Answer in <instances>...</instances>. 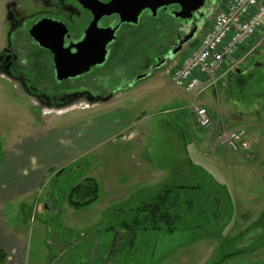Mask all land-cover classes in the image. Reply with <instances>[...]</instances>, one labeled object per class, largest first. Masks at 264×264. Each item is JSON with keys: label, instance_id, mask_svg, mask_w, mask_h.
<instances>
[{"label": "rangeland", "instance_id": "374dc122", "mask_svg": "<svg viewBox=\"0 0 264 264\" xmlns=\"http://www.w3.org/2000/svg\"><path fill=\"white\" fill-rule=\"evenodd\" d=\"M223 1L226 0H216L213 10ZM4 2L0 0V46L5 34ZM213 17L214 13L206 29ZM261 37L252 40V44L261 45L246 64L258 61L262 67L252 72L242 87L233 84L229 91L236 108L263 113ZM166 40L162 33L161 46ZM192 48L191 44L186 52L155 69L148 78L103 104L79 102L65 109H40L37 100L23 96L20 88L0 80V165L6 153L9 158L12 146L19 152L17 144L21 143L26 153L22 157L26 171L38 173L37 180L33 173L32 187L35 182L38 184L24 198L16 199L2 210L10 231L25 242L17 264H91L93 252L98 256L107 252L122 220L135 216L134 210L141 203L149 202L168 186L186 187L181 190L182 200L192 202L194 208L183 210L173 233L140 234L129 255L135 260L132 264H220L227 255L241 251L249 255L253 250L252 264L264 259V230L250 229V235L239 237L240 230L234 229L229 234L231 230L222 228L216 220L218 197L205 186L202 190L195 188L198 184L205 185L199 172L207 162L196 145L197 138L205 131L197 127L189 106L209 104L217 108L226 96V86L217 84L194 97L171 84L172 70ZM154 56L146 53L148 58ZM130 65L124 63L107 85L98 84L99 89L107 91L129 81L135 70L126 69ZM35 136L43 141L42 149L33 144ZM57 158H63L65 163L46 166ZM137 164L149 172H160L158 183L137 185L136 176L141 170ZM86 179L95 181L98 198L92 204L74 209L67 202L69 193ZM257 233L260 234L255 236ZM125 250L121 257L128 256ZM95 264H99L98 259Z\"/></svg>", "mask_w": 264, "mask_h": 264}, {"label": "flooded vegetation", "instance_id": "af4514ba", "mask_svg": "<svg viewBox=\"0 0 264 264\" xmlns=\"http://www.w3.org/2000/svg\"><path fill=\"white\" fill-rule=\"evenodd\" d=\"M4 1L0 80L37 100L40 109L103 104L134 87L137 79L153 73L158 60L166 65L168 53L194 30L195 40L177 55L197 41L207 30L215 3L205 1L202 20H182L174 16L179 7H161L160 0ZM162 33L167 37L164 46ZM101 53L104 61L97 64ZM126 62L131 64L126 69L135 68L129 81L99 89L98 84L107 85Z\"/></svg>", "mask_w": 264, "mask_h": 264}, {"label": "crops", "instance_id": "0c3cea01", "mask_svg": "<svg viewBox=\"0 0 264 264\" xmlns=\"http://www.w3.org/2000/svg\"><path fill=\"white\" fill-rule=\"evenodd\" d=\"M258 32L261 33L260 36ZM258 32L250 41L241 46L232 58L224 60L217 84L226 86L224 92L226 96L219 103V106L215 108L209 104H200L207 110L216 131L222 127L231 131L244 130L246 133L245 141L249 149L239 148L237 152H231L226 148L216 146L213 151H210L214 142V133L211 132H203L200 138L196 140L197 151L207 164L205 168H200L201 172H199L204 177L205 185L198 184L195 188L205 186L212 191L214 196L218 197L215 203L218 208L217 223L222 228L231 230L229 234L234 229H239L241 231V233L238 231L239 237L242 234L245 236L249 234L250 229L264 230V199L258 200L264 198V168L261 169L262 164H264V125H262L264 120H260L264 118V112H250V110L245 111L236 108V102L232 101V93L229 91V87L233 84L242 87L250 78L251 73L262 67L258 61H254L252 65L246 64L251 53L255 52L258 45H261V43L252 44V40L258 41V38L263 35L261 38L264 42V21ZM197 43L196 41L192 43L193 48L196 47ZM205 82L206 80L203 79L204 84ZM206 90L204 85L201 93L203 94ZM39 139V136H35L32 142L37 145V148L42 149L44 143L43 141L40 142ZM17 145L19 152H15L14 146H12L9 158L6 153L5 159L1 161L0 165V251L5 253L6 260H10L9 264H17L21 260L25 242L20 239V236L10 231L3 219L2 210L15 202L16 199L24 198L38 184L35 182L32 187L34 172L29 174V169L26 171L27 166L23 163L22 158L26 157L23 156L26 153L21 149V143ZM64 163L63 158H57L52 164L48 163L46 166H60ZM137 165L141 167L138 176H136L137 185L142 184L144 186L147 183L152 186V184L158 183L161 176L160 172H149L141 164ZM34 174L37 180L38 173L35 172ZM169 187L177 188V186H168L167 188ZM130 218L132 217H126L122 223L123 221L127 222ZM258 234L260 233L255 236ZM94 253L96 252H93L91 259L93 264L98 259ZM254 253L255 250L250 251L249 255L243 252L227 260H222L220 264H242L245 261L252 264ZM99 257L106 260L108 255L104 252L99 254ZM254 264H264V259Z\"/></svg>", "mask_w": 264, "mask_h": 264}, {"label": "built area", "instance_id": "2783aa9c", "mask_svg": "<svg viewBox=\"0 0 264 264\" xmlns=\"http://www.w3.org/2000/svg\"><path fill=\"white\" fill-rule=\"evenodd\" d=\"M213 13L211 26L201 33L197 46L186 53L170 75L171 84L194 97L204 85L205 88L217 85L224 60L232 58L262 26L264 0H226ZM189 113L199 129L214 133L210 151L216 146L231 152L249 149L244 130L222 127L216 131L207 110L198 104L191 103Z\"/></svg>", "mask_w": 264, "mask_h": 264}, {"label": "trees", "instance_id": "16d2710c", "mask_svg": "<svg viewBox=\"0 0 264 264\" xmlns=\"http://www.w3.org/2000/svg\"><path fill=\"white\" fill-rule=\"evenodd\" d=\"M186 188H166L157 196L147 203H141L134 210V215L127 222L120 223V230L116 234L114 242L107 248L106 260L98 256L99 264H132L135 260L130 258V254L134 250L137 238L140 234L148 231L173 233L175 224L183 217V210H192L193 203L190 201L183 202L182 191ZM202 190L201 187L198 188ZM97 185L93 179H86L82 185L75 186L69 193L67 202L70 207L79 209L86 205L94 203L98 198ZM215 199V203H216ZM217 207V205H216ZM122 243L120 244V242ZM127 251H126V250ZM126 251V258L121 257L123 251ZM244 251L227 255L224 260L237 256ZM117 258L124 259L118 262ZM6 260V255L0 251V264Z\"/></svg>", "mask_w": 264, "mask_h": 264}, {"label": "water", "instance_id": "95a60500", "mask_svg": "<svg viewBox=\"0 0 264 264\" xmlns=\"http://www.w3.org/2000/svg\"><path fill=\"white\" fill-rule=\"evenodd\" d=\"M206 0H160V4H158L161 7L164 6H177L180 8V12L175 17L182 19V20H190L192 17H194L197 20H202L203 14L200 13V10L204 7ZM215 2V0H213ZM213 2V3H214ZM196 34V30L192 31L184 40L183 42L179 43V47L175 48L173 51L169 52L166 56L167 59L172 60L180 51L181 47L190 43L192 39H194ZM104 61V55L101 53V57L99 60H97V64H101ZM164 59L158 60L156 62V65L154 66V69H158L163 66ZM152 71V70H151ZM151 73V72H150ZM149 73V74H150ZM147 76H144L142 78L137 79L143 80Z\"/></svg>", "mask_w": 264, "mask_h": 264}]
</instances>
